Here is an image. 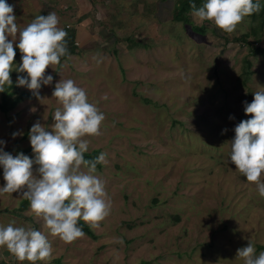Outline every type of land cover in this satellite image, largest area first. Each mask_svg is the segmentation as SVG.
<instances>
[{
	"label": "rangeland",
	"instance_id": "obj_1",
	"mask_svg": "<svg viewBox=\"0 0 264 264\" xmlns=\"http://www.w3.org/2000/svg\"><path fill=\"white\" fill-rule=\"evenodd\" d=\"M7 3L21 30L55 12L58 27L76 31V52L46 70L53 82L42 85L40 98L17 85L26 73L12 71L3 102L0 92V147L35 159L29 132L36 122L52 130V116L62 107L52 97L60 79L75 81L105 115L102 134L83 138L87 152L99 150L107 160L95 174L105 183L111 211L90 227L94 236L67 244L49 234L21 194L0 196V226L14 221L48 236L52 258L36 264H244L236 252L249 240L257 255L264 251V198L229 158L235 126L250 118L244 102L264 89V37L254 54L249 44L233 40L256 21L245 17L229 34L191 13V23L204 26L199 33L171 19L173 0ZM21 93L27 96L9 104L7 98ZM0 264L31 262L0 247Z\"/></svg>",
	"mask_w": 264,
	"mask_h": 264
},
{
	"label": "clouds",
	"instance_id": "obj_2",
	"mask_svg": "<svg viewBox=\"0 0 264 264\" xmlns=\"http://www.w3.org/2000/svg\"><path fill=\"white\" fill-rule=\"evenodd\" d=\"M190 6L199 21H212L218 29L229 34L245 17L261 9L260 0H207L198 9L195 3ZM58 25L56 13L49 12L36 16L21 30L16 23L14 6L7 0H0V92L5 91V86L12 85L11 73L15 70L27 74L17 77V85L26 87L40 98L42 85L53 82V76L46 74V70L60 65L61 57L69 54L67 32ZM15 48L21 53L19 66L14 63ZM52 97L62 105L52 116V130L48 131L36 122L29 132L34 160L23 153L13 156L0 147L5 181L0 187V196L21 194L30 202L32 213L43 221L49 234L71 244L85 235L78 226L81 220L96 228L110 215L111 201L107 199L105 183L95 174L97 164L107 163L106 153L102 152L92 160L85 159L89 144L83 139L102 134L105 115L96 104L89 102L86 91L72 79L56 82ZM244 105V112L250 118L235 126L229 158L264 198V89L255 91L253 100L245 101ZM19 134L14 132L12 135ZM4 143L0 141V145ZM34 164L38 165L35 172ZM14 225L13 221L0 226V247L6 248L20 262L36 264L52 258V245L45 233ZM236 256L242 258L244 264H264V251L257 255L250 240L245 247L237 249Z\"/></svg>",
	"mask_w": 264,
	"mask_h": 264
},
{
	"label": "trees",
	"instance_id": "obj_3",
	"mask_svg": "<svg viewBox=\"0 0 264 264\" xmlns=\"http://www.w3.org/2000/svg\"><path fill=\"white\" fill-rule=\"evenodd\" d=\"M173 1H174V5H173V11L171 14V19L176 22H182L184 25H190L192 30L195 32H199V33L204 32V26H196L191 23V13H193V9L191 8L190 5L192 3H195L198 9L202 7L207 2V0H173ZM260 4H261L260 11L250 16L253 21L257 22V24L254 26H251L249 31L245 32L244 34H241L240 37L233 39L235 41H242L243 43L249 44L250 51L253 54L261 50L259 46L255 44L261 41V39L264 37V0H260ZM64 30L67 32L66 41H67V49H68L69 54L64 57H61V62L67 59V57L70 54H74L76 52V46H75L76 45L75 44L76 43L75 41L76 31L74 29H66V28H64ZM250 38L252 39L250 40ZM246 63L248 65L251 64L249 60H246ZM8 94H9L8 91L3 92L2 97H1L2 102L4 101V98ZM24 96H27V95L25 93H21L15 99L13 98H7V99H9V104H14L15 102L19 100V98L20 99L24 98ZM11 108L8 107L7 111ZM97 156H99V150H93L91 152L84 153L85 159H89V160L95 159ZM99 167H100V164H97V168ZM78 226L82 228L84 233L94 236V234L91 231L90 226L87 223L81 220ZM140 264H149V262L146 260H143Z\"/></svg>",
	"mask_w": 264,
	"mask_h": 264
}]
</instances>
